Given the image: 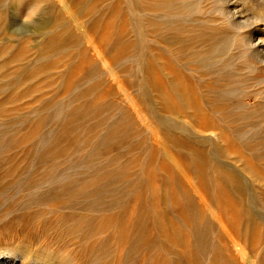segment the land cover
<instances>
[{
	"label": "rangeland",
	"instance_id": "rangeland-1",
	"mask_svg": "<svg viewBox=\"0 0 264 264\" xmlns=\"http://www.w3.org/2000/svg\"><path fill=\"white\" fill-rule=\"evenodd\" d=\"M227 1L0 0V264H264V9Z\"/></svg>",
	"mask_w": 264,
	"mask_h": 264
},
{
	"label": "bare ground",
	"instance_id": "bare-ground-1",
	"mask_svg": "<svg viewBox=\"0 0 264 264\" xmlns=\"http://www.w3.org/2000/svg\"><path fill=\"white\" fill-rule=\"evenodd\" d=\"M228 1H230V0H228ZM246 2H249L248 4L251 3L256 10L257 9H264V0H246ZM245 4H247V3H245ZM236 6L237 5H235L234 2H232L231 5L229 4V7L232 9H235ZM232 17L236 18L237 15L235 16V14H234V15H232ZM237 18H242V16H239ZM233 23H235V22H233ZM262 35H264V32L260 34V31H258V29H257L253 32H250L249 38L247 37L248 39L246 41L247 47L251 50V53L253 54L252 56H254L256 61L259 64H261L260 68L264 67V36L262 37ZM256 61L255 62L253 61V63L255 64ZM0 260H5V259H0ZM12 263H13L12 259H10L9 262H6V264H12Z\"/></svg>",
	"mask_w": 264,
	"mask_h": 264
}]
</instances>
